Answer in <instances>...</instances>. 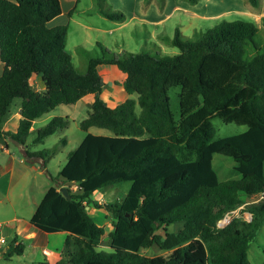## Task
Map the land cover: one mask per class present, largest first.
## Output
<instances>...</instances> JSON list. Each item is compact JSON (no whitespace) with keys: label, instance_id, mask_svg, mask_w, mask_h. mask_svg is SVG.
Here are the masks:
<instances>
[{"label":"trees","instance_id":"16d2710c","mask_svg":"<svg viewBox=\"0 0 264 264\" xmlns=\"http://www.w3.org/2000/svg\"><path fill=\"white\" fill-rule=\"evenodd\" d=\"M101 11L110 19L125 18L122 11ZM62 12L61 0H0V137L11 136L25 147L41 142L67 127L69 117L54 116L37 129H32L33 122L87 95L92 97L91 108L81 127L114 132L86 133L68 152L59 174H50L54 184L31 222L45 232L68 235L63 255L55 263L42 264H252L248 249L264 225V49L255 41L258 24L224 20L196 40H182L176 32L171 42L180 52L175 55L107 52V57L90 58L87 71L80 73L66 47L68 24H51ZM250 45L256 50L253 55L248 53ZM101 64L123 72L124 90L137 93V99L109 106L102 97L107 84L98 69ZM34 75L42 89L34 87ZM183 82L191 95L201 93L203 102L177 119L170 90ZM18 97V128L6 132L5 117ZM217 116L248 127L215 139L212 119ZM32 130L36 135L29 141ZM55 152V147L37 152L26 148L29 158L38 157L44 165ZM216 152L234 159L239 178L219 179L213 166ZM123 181L132 182L123 200L102 205L93 199L97 190ZM64 185L70 197L61 191ZM94 203L111 213L110 250L100 248L106 228L89 211ZM240 207L228 224L219 225L228 211ZM178 222H183L181 228L167 231V225ZM159 227L165 229L162 244L170 253L149 256L141 247ZM13 246L17 253L25 250L22 241Z\"/></svg>","mask_w":264,"mask_h":264},{"label":"rangeland","instance_id":"374dc122","mask_svg":"<svg viewBox=\"0 0 264 264\" xmlns=\"http://www.w3.org/2000/svg\"><path fill=\"white\" fill-rule=\"evenodd\" d=\"M65 13L58 16V23L68 24L67 50L72 55V64L80 73L87 71L90 58L107 57L108 53L121 54L124 52H147L154 56L175 55L180 49L171 42V38L178 32L182 40H196L200 33L213 27L224 20L231 21L238 18L255 21L260 27L255 36V41L261 50L264 49V16H257V21L251 17L231 10L218 18L204 19L193 15L184 7H190L199 13H214L228 8H239L249 0H199L192 3L189 0H61ZM76 8L71 16L67 12L75 5ZM242 3V4H241ZM241 4V5H239ZM101 9L118 10L125 14L123 20H114L105 16ZM257 9L264 10V0H259ZM256 52L252 45L248 47L249 55ZM248 57V55H247ZM104 65V64H102ZM102 67H106L105 65ZM111 71L101 69V74L106 80V86L102 97L109 106H115L128 97L137 99L138 94H128L123 87L122 77L119 70ZM122 73V72H121ZM37 86V84H35ZM36 88V87H35ZM171 104L177 119L186 116L190 111L201 105L202 94L196 92L188 93V84L173 87L170 90ZM92 97L87 95L73 104H60L41 117L34 123L35 129L49 122L54 116L62 115L69 117V125L56 131L43 141L31 143L27 148L31 152L43 149L56 148V152L50 157L46 165L40 158H29L26 154L17 150L13 140H9L12 145L18 163V171L7 186L9 179H0V222L4 223L2 233L8 242L0 244L5 256L0 257V264H42L45 260L42 250L39 248L32 236L20 235L21 241L25 245L23 253L13 251V239L16 230L11 227L13 221L9 220L15 216V212L29 217L35 211L37 204L44 196L48 186L54 184L50 174L57 176L67 160L68 152L74 149L86 133L113 135L114 132L106 127L91 126L88 130L81 127V120L88 115L91 108ZM21 98H15L11 109L15 110ZM137 110L140 105L137 102ZM216 129L214 138L242 132L247 129L246 124L237 122H225L217 116L212 119ZM16 132V131H10ZM36 135V130L29 133L28 140L31 141ZM66 138V144L61 139ZM22 159V161L20 160ZM33 167L29 168V166ZM235 161L231 156L216 152L213 156V166L218 172L220 180L239 178L240 172L234 168ZM131 181H123L111 184L93 193L95 200H101L100 204L110 201L123 200L126 196ZM72 189L79 190L77 184H69ZM67 186V185H66ZM98 208V209H94ZM90 213L95 220L106 228L100 248L110 250L109 231L112 229V216L104 207L99 208L92 205L89 207ZM241 207L239 208L240 213ZM249 215L248 212L244 213ZM6 223H9L6 225ZM183 226V222L172 223L166 226L167 231L174 232ZM67 233L65 231L50 232L48 234V248L64 247ZM165 229L159 227L154 229L146 238V244L141 247V251L149 256L168 255L162 239ZM10 251L13 254L9 257ZM58 252V251H57ZM63 255V249L61 251ZM249 259L252 264H261L264 261V225L251 243L248 249Z\"/></svg>","mask_w":264,"mask_h":264},{"label":"crops","instance_id":"0c3cea01","mask_svg":"<svg viewBox=\"0 0 264 264\" xmlns=\"http://www.w3.org/2000/svg\"><path fill=\"white\" fill-rule=\"evenodd\" d=\"M241 4H239V5H241ZM257 7H258V5H253V4L246 1V3L244 2L243 5L239 8L223 9V10H220L218 12L209 13V14L199 13L197 10L191 11L190 7H187V6H185L184 8L187 11L191 12L193 15L195 14L199 17L204 18V19L218 18L221 15H223L224 13L229 12L231 10H234V11H238L240 14H243L247 17H251L257 21V16H259V15H260V17L264 16V10L257 9ZM62 8H63V6H62ZM63 13H65L64 8H63L62 14ZM57 18H58V16L51 21V24H57L58 23ZM262 18H264V17H262ZM104 65L106 66L105 68L110 70V71L113 68H116L112 64H104ZM104 65L101 64L98 66V69L100 72H101V69H105L104 67H102ZM3 68H4V64L0 58V75L3 71ZM114 70H117V68ZM119 74H120L119 76L122 77V82H123V80L125 78V74L123 72L121 73V71L119 72ZM32 83L34 84V87H36V89H38V90L43 88L42 84L40 83V78L38 75H34L32 77ZM35 84H37V86ZM21 102L18 104V106L15 110H12L10 108L8 114L6 115L4 125H3V129L6 132L17 130L19 122H20V118H21V113H20ZM35 122H36V120L33 122L32 129H35V126H34ZM5 139L7 140V143H2L0 141V179H2V180H4L5 178L7 180L9 179V183L7 186V190H8V187H9L10 183L13 181L14 176L17 174V172L19 173V171L17 170L18 169V167H17L18 166L17 156H16V153H15L12 145H10L9 140H13L15 142V144H17L15 146H18L17 150H20L21 153L26 154V148L27 147H25L21 144H18L14 139H12L11 136H7V138H5ZM20 160L22 161V159H20ZM29 168L33 169V167H31V166H29ZM74 191H76V190L74 189ZM1 200H3V199H0V201ZM98 202H101V200H98ZM90 208H92V207H90ZM94 209H98V208H94ZM89 211H91V210H89ZM33 213H34V211L31 212L29 217H24L23 214H20L19 212L16 211L15 216H13L11 219H9V220L13 221V224L11 225V227L16 230V234H15V236L17 237L16 243L21 242L20 235L32 236L35 239L34 241L37 243L39 248L42 250V253H43L44 259H45L44 261H48L50 263H55L62 256L61 251H62L63 247L56 248L57 250H54V249L47 247V245L49 243L48 234L50 232H45V231L37 228L31 222V217H32ZM67 235H68V233H67ZM67 235H66V237H67ZM4 256H5L4 251L2 250V248H0V257H4Z\"/></svg>","mask_w":264,"mask_h":264},{"label":"water","instance_id":"95a60500","mask_svg":"<svg viewBox=\"0 0 264 264\" xmlns=\"http://www.w3.org/2000/svg\"><path fill=\"white\" fill-rule=\"evenodd\" d=\"M0 141L2 143H7V140L3 137H0ZM61 191L66 195L67 197H70L69 189L66 185L61 186ZM239 209L230 210L226 213L224 218L222 219L223 225L228 224L236 215H238Z\"/></svg>","mask_w":264,"mask_h":264},{"label":"built area","instance_id":"2783aa9c","mask_svg":"<svg viewBox=\"0 0 264 264\" xmlns=\"http://www.w3.org/2000/svg\"><path fill=\"white\" fill-rule=\"evenodd\" d=\"M248 214H249V213H248ZM247 216L250 217V215H247ZM7 224H9V223H6V225H7ZM219 225H220V226H223V222H222V220L219 222ZM3 226H4V223H1V222H0V244H5V243L8 242L6 236L2 233ZM15 244H17V243L15 242Z\"/></svg>","mask_w":264,"mask_h":264}]
</instances>
